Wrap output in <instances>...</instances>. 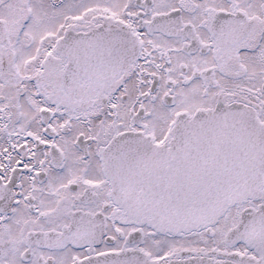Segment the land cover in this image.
I'll use <instances>...</instances> for the list:
<instances>
[{
	"label": "flooded vegetation",
	"instance_id": "af4514ba",
	"mask_svg": "<svg viewBox=\"0 0 264 264\" xmlns=\"http://www.w3.org/2000/svg\"><path fill=\"white\" fill-rule=\"evenodd\" d=\"M25 25L14 36L0 17V264H264V170L254 198L170 235L125 211L101 161L119 136L163 146L181 118L219 109L249 111L264 138V0H49Z\"/></svg>",
	"mask_w": 264,
	"mask_h": 264
},
{
	"label": "water",
	"instance_id": "95a60500",
	"mask_svg": "<svg viewBox=\"0 0 264 264\" xmlns=\"http://www.w3.org/2000/svg\"><path fill=\"white\" fill-rule=\"evenodd\" d=\"M253 115L219 109L178 120L169 143L134 135L115 138L101 152L118 202L161 234L178 235L214 224L262 186L264 138ZM200 166L198 165V162ZM192 163V166H190ZM228 239L236 240V228ZM82 264H159L145 252L111 253ZM167 264H237L187 254Z\"/></svg>",
	"mask_w": 264,
	"mask_h": 264
},
{
	"label": "rangeland",
	"instance_id": "374dc122",
	"mask_svg": "<svg viewBox=\"0 0 264 264\" xmlns=\"http://www.w3.org/2000/svg\"><path fill=\"white\" fill-rule=\"evenodd\" d=\"M5 6L1 8L0 6V17L5 18L9 21V24L12 26L14 31V36H16L18 30H21V36L25 37L28 35H32V30L27 27L26 20L29 19V13L31 10H40L41 8L44 9L45 6L48 5L49 0H7L4 1ZM6 8V9H5ZM43 12L37 11L35 12V16H33L34 20V27L38 26L39 28H34L35 30L39 29V32H35L33 35L43 36L45 35L43 27V23L40 20L41 14ZM47 15L54 14L52 12H47ZM38 19V20H37ZM43 19V18H42ZM25 44V43H24ZM192 240H198V238H193ZM192 241H189L191 243ZM196 242V241H195ZM194 243V241H193Z\"/></svg>",
	"mask_w": 264,
	"mask_h": 264
}]
</instances>
